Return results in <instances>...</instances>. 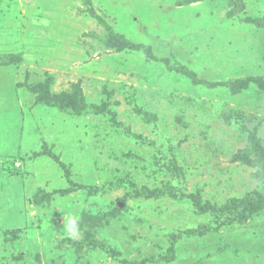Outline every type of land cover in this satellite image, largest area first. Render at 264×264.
Listing matches in <instances>:
<instances>
[{
	"label": "rangeland",
	"instance_id": "374dc122",
	"mask_svg": "<svg viewBox=\"0 0 264 264\" xmlns=\"http://www.w3.org/2000/svg\"><path fill=\"white\" fill-rule=\"evenodd\" d=\"M92 2L0 0V264H264V0Z\"/></svg>",
	"mask_w": 264,
	"mask_h": 264
},
{
	"label": "trees",
	"instance_id": "16d2710c",
	"mask_svg": "<svg viewBox=\"0 0 264 264\" xmlns=\"http://www.w3.org/2000/svg\"><path fill=\"white\" fill-rule=\"evenodd\" d=\"M84 1H85V3L91 4V5L93 3L92 0H84ZM88 11L91 13V16L92 17L98 19L100 22H102L105 25L106 30L109 33L110 38L115 41V45L117 46V48L119 50H125V49L142 50V51L145 52V54L148 56V58L150 60H153V61H163V62H168L169 61L168 58H160L157 55H155L154 52H153V48H152L151 45L137 44V43L129 40L125 35L117 32L112 27V25H110L105 20V18L102 15H100V14L97 13L96 9L93 6L89 7ZM2 58H5V61H4V59L1 60L0 66H2V65H8V64H11V62H13V59H10L9 57H6L5 56V57H2ZM20 60H21V58L18 57L17 58V61L19 62ZM45 144H46V142H45ZM46 145L41 150L34 151V154L33 155L41 156V155L49 154L51 156H54L53 152L50 149H48L46 147ZM19 167L20 166H18V168ZM63 169H64V171L66 173H68V170L66 168L63 167ZM69 182H70V179H69Z\"/></svg>",
	"mask_w": 264,
	"mask_h": 264
},
{
	"label": "clouds",
	"instance_id": "9594fccd",
	"mask_svg": "<svg viewBox=\"0 0 264 264\" xmlns=\"http://www.w3.org/2000/svg\"><path fill=\"white\" fill-rule=\"evenodd\" d=\"M79 221L76 217H70L65 227V235L70 239H75L79 234Z\"/></svg>",
	"mask_w": 264,
	"mask_h": 264
},
{
	"label": "crops",
	"instance_id": "0c3cea01",
	"mask_svg": "<svg viewBox=\"0 0 264 264\" xmlns=\"http://www.w3.org/2000/svg\"><path fill=\"white\" fill-rule=\"evenodd\" d=\"M9 69H6V71L5 72H7V76L9 77V82H11V85H10V94L8 95L7 94V96H10L9 97V99L7 100V102L8 103H11L12 105L14 104V101H16V100H18V96H17V93H16V86H15V84H14V80H13V76H16V74H12V71H8ZM10 74H12V75H10ZM12 78V79H11ZM16 88V89H15ZM4 100H1V103L3 102ZM12 101V102H11ZM9 107H11V106H9ZM6 108H8V107H6Z\"/></svg>",
	"mask_w": 264,
	"mask_h": 264
},
{
	"label": "built area",
	"instance_id": "2783aa9c",
	"mask_svg": "<svg viewBox=\"0 0 264 264\" xmlns=\"http://www.w3.org/2000/svg\"><path fill=\"white\" fill-rule=\"evenodd\" d=\"M22 163L20 161L17 162V166H21Z\"/></svg>",
	"mask_w": 264,
	"mask_h": 264
}]
</instances>
